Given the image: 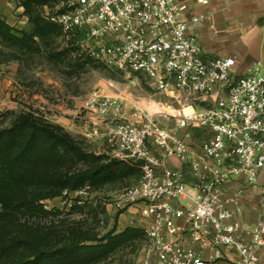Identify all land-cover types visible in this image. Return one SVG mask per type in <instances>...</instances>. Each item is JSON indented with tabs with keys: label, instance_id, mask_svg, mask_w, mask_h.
<instances>
[{
	"label": "built area",
	"instance_id": "1",
	"mask_svg": "<svg viewBox=\"0 0 264 264\" xmlns=\"http://www.w3.org/2000/svg\"><path fill=\"white\" fill-rule=\"evenodd\" d=\"M56 1L49 20L81 55L111 71L141 76L178 110L172 129L162 121L167 115L93 90L73 117L86 138L107 144V156L141 172L135 185L103 204L112 221L131 208L147 221L137 264H258L264 191L256 222L246 224L238 217L243 189L230 191L228 182L252 187L264 169L260 67L240 73L234 57L205 58L195 32L213 16L183 0ZM196 4L210 6L209 0ZM186 129L205 135L199 151ZM172 158L187 171L168 166ZM90 193L86 187L63 197L69 206L84 207L92 204Z\"/></svg>",
	"mask_w": 264,
	"mask_h": 264
},
{
	"label": "trees",
	"instance_id": "2",
	"mask_svg": "<svg viewBox=\"0 0 264 264\" xmlns=\"http://www.w3.org/2000/svg\"><path fill=\"white\" fill-rule=\"evenodd\" d=\"M29 17L30 31H18L0 17V66L19 60L18 52L36 50V40L49 31H61L39 16ZM6 117L0 112V264H100L126 248H141L145 233L139 227L95 233L85 223L88 204L71 206L69 212L86 216L77 222L69 221L71 213L43 204L65 192L123 182L137 174L135 167L86 151L63 128L31 112L3 126ZM99 208L93 210L98 218Z\"/></svg>",
	"mask_w": 264,
	"mask_h": 264
},
{
	"label": "rangeland",
	"instance_id": "3",
	"mask_svg": "<svg viewBox=\"0 0 264 264\" xmlns=\"http://www.w3.org/2000/svg\"><path fill=\"white\" fill-rule=\"evenodd\" d=\"M56 3H58L56 0H8V4L2 5L5 11L4 19L18 31L31 28L29 15L32 18L39 16L53 23L48 15L50 9L56 7ZM218 4L222 2L213 1L208 9L215 19L218 11L221 12L220 6L217 7ZM19 8L21 9L18 10ZM26 8L29 14H24ZM46 32H48L47 29ZM46 37L43 40H36L38 45L36 50L27 54L18 52L19 60L0 66V88L7 87L8 91L11 89L19 91L14 96H12L13 92L10 93L8 98L0 96V112L7 113L3 126H8L17 115L30 112L52 125L60 126L53 118V114H57L55 108L71 109L75 114L90 92L100 90L106 95L122 97L138 109L167 115L166 119H162L163 123L172 129L176 128L177 107L152 91L141 76L111 71L81 55L75 42L66 41L60 29L52 30V34ZM5 52L11 53V50H5ZM45 103L51 108L54 106L53 110H49ZM65 131L86 151L97 155H108L109 150L104 141L91 140ZM185 131L192 133L191 143L201 146L205 138L204 134L201 132L195 134L193 129ZM135 169L137 174L125 181L91 191L88 199L92 204H88L86 209L90 217L85 223H90L88 227L99 236L110 231L116 223V220L112 221L110 218L109 207L106 208L103 204H108L116 192L133 186L139 181L141 172L138 168L135 167ZM43 204L48 210L59 209L65 213H71L69 211L72 209L68 199L63 196L46 200ZM97 207H101L99 210L103 211L99 218L93 212ZM81 219L86 218H81L80 212L75 210L71 213L69 221L77 222ZM140 252V246L129 247L114 253L100 264H137Z\"/></svg>",
	"mask_w": 264,
	"mask_h": 264
},
{
	"label": "crops",
	"instance_id": "4",
	"mask_svg": "<svg viewBox=\"0 0 264 264\" xmlns=\"http://www.w3.org/2000/svg\"><path fill=\"white\" fill-rule=\"evenodd\" d=\"M183 1L191 10L209 12L213 16L212 22L200 26L195 32L201 41L205 58L234 57L237 60V70L240 73L252 65H258L261 73L264 74V0H209L210 3L213 1L222 2L217 5V7L220 6L221 12L218 11L216 19L213 13L208 10L209 7L198 6L196 0ZM5 3L8 4V0H0V17L2 19L5 17L2 5ZM7 23L13 26L9 22ZM211 24H213L212 28H210ZM10 93L14 96L19 91L17 89L8 91L7 87L0 88V96L8 98ZM45 106L49 110L54 108V106L49 107L46 103ZM55 112L57 114H53V118L58 125L71 134L84 136L85 128L73 119V110L55 108ZM194 133L197 134L196 131ZM190 134L192 136V133ZM192 144L195 151H199V145ZM168 166L187 171L186 165L176 158L169 159ZM228 188L230 191L243 189L238 217L246 224L255 223L257 220L256 204L264 191V169L260 171L256 185L249 187L242 181L236 180L229 181ZM146 225L147 221L137 214L135 208H131L118 217L112 229L116 228L117 233H120L127 228L139 227L143 229ZM236 259L229 254V260L236 261ZM258 264H264V247L258 252Z\"/></svg>",
	"mask_w": 264,
	"mask_h": 264
},
{
	"label": "bare ground",
	"instance_id": "5",
	"mask_svg": "<svg viewBox=\"0 0 264 264\" xmlns=\"http://www.w3.org/2000/svg\"><path fill=\"white\" fill-rule=\"evenodd\" d=\"M171 110V109H170ZM171 112H173V110L171 111ZM184 113L185 114H188V113H190V110L189 109H186L185 111H184ZM174 115V114H173Z\"/></svg>",
	"mask_w": 264,
	"mask_h": 264
}]
</instances>
